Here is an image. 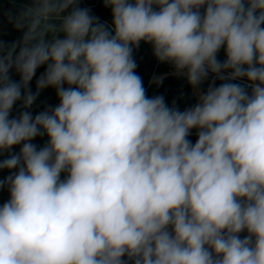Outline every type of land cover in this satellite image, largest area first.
<instances>
[{
    "label": "clouds",
    "instance_id": "1",
    "mask_svg": "<svg viewBox=\"0 0 264 264\" xmlns=\"http://www.w3.org/2000/svg\"><path fill=\"white\" fill-rule=\"evenodd\" d=\"M104 3L111 25L31 0L0 40V264H264V0ZM141 42L194 90L222 83L183 111L150 98Z\"/></svg>",
    "mask_w": 264,
    "mask_h": 264
},
{
    "label": "trees",
    "instance_id": "2",
    "mask_svg": "<svg viewBox=\"0 0 264 264\" xmlns=\"http://www.w3.org/2000/svg\"><path fill=\"white\" fill-rule=\"evenodd\" d=\"M31 0H0V40L5 44H11L17 42L22 38L23 30H17L14 26L15 18L28 6H30ZM79 7L88 8L91 10V14L99 17L101 22H107L108 25L112 23L111 9L105 6L104 0H79ZM67 14V13H65ZM11 17V20H10ZM62 35V34H61ZM18 51V49H17ZM133 57L137 63L136 74L139 75L144 83L146 94L151 98L153 96L162 95L165 98L166 104L172 107L175 106L179 110L183 111L186 108L192 107L196 103V97L192 94L191 85L188 83L187 78L182 75L168 74L171 70H174L173 66L168 63L159 62L154 54L151 44L141 42L139 48L134 49ZM218 59L223 61L225 59V53L223 48L218 53ZM46 66H41L31 81L30 87L33 92L36 91V80L45 71ZM163 82L159 85L151 83L154 75H163ZM12 79L18 81L19 75L13 70L11 73ZM237 83H241L236 81ZM222 83L221 80L215 79L214 86H219ZM209 85V79L206 81V85ZM243 84V83H242ZM205 90V89H204ZM250 91V89H249ZM175 102V103H174ZM59 103V99L56 95V90L52 87L46 88L40 92L37 100L33 104L30 111L33 116L43 111L49 106H55ZM20 110V102H18L12 111V116H17ZM189 139L194 144L197 139L196 130L192 131ZM48 137H36L32 142L38 147H42L47 142ZM21 146H14L13 152H19ZM8 153H4L0 156V159L7 158ZM9 175L8 170L0 171V179H3ZM66 174H62L63 179ZM9 199V192L7 187L0 189V205L5 203ZM241 238L247 235L246 232L241 233Z\"/></svg>",
    "mask_w": 264,
    "mask_h": 264
},
{
    "label": "rangeland",
    "instance_id": "3",
    "mask_svg": "<svg viewBox=\"0 0 264 264\" xmlns=\"http://www.w3.org/2000/svg\"><path fill=\"white\" fill-rule=\"evenodd\" d=\"M168 74H172V75H177V74H175V70H171L170 71V73H168ZM167 74H163V75H155V76H157V77H164V76H166ZM210 75V74H209ZM208 78H209V76H208ZM208 78L200 85V87H199V89L198 90H194L193 88H192V86H191V91H192V94L196 97V103L198 102V99H199V94H200V92H202V91H206L207 89H208V87H209V85H210V81H209V85L207 84V86H205L206 85V81L208 80ZM246 83V82H245ZM205 89V90H204ZM195 103V104H196ZM193 131H195V130H193Z\"/></svg>",
    "mask_w": 264,
    "mask_h": 264
},
{
    "label": "built area",
    "instance_id": "4",
    "mask_svg": "<svg viewBox=\"0 0 264 264\" xmlns=\"http://www.w3.org/2000/svg\"><path fill=\"white\" fill-rule=\"evenodd\" d=\"M168 75V74H167ZM155 76V75H154ZM183 76V75H182ZM184 77H186V76H184ZM209 81H210V84H212L213 83V80L215 79L214 77H213V75L212 74H210L209 75ZM239 82H241V83H245L246 81H239Z\"/></svg>",
    "mask_w": 264,
    "mask_h": 264
}]
</instances>
